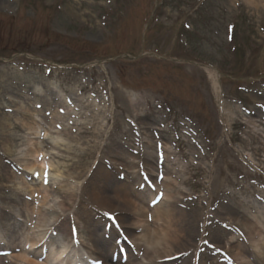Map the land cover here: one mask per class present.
<instances>
[{
	"label": "rangeland",
	"instance_id": "1",
	"mask_svg": "<svg viewBox=\"0 0 264 264\" xmlns=\"http://www.w3.org/2000/svg\"><path fill=\"white\" fill-rule=\"evenodd\" d=\"M88 104L98 105L97 117L82 109ZM71 122L91 133L71 131ZM30 143L41 149L32 158ZM6 171L32 186L23 191ZM166 171L176 177V225L186 234V251L167 264L224 263L223 243L237 235L225 226L235 225L229 218L254 219V207L264 208V0H0V233L20 224L37 230L21 216V202L40 206L46 193L49 252L38 259L55 254L57 239L67 246L63 263L98 264L89 233L105 239V227L115 228L92 205L91 189L112 195L119 183L129 189L139 181L151 212ZM67 214L65 232L52 229ZM70 227L80 237L66 236Z\"/></svg>",
	"mask_w": 264,
	"mask_h": 264
},
{
	"label": "bare ground",
	"instance_id": "2",
	"mask_svg": "<svg viewBox=\"0 0 264 264\" xmlns=\"http://www.w3.org/2000/svg\"><path fill=\"white\" fill-rule=\"evenodd\" d=\"M84 108L87 110L93 109L95 112H93L92 110L90 115L91 117H97L99 108L98 105L88 104L85 105L82 109ZM74 111H76V113L74 112L76 115L84 114L85 112L80 111L77 108L74 109ZM57 116L58 115L54 113V117ZM29 123L32 124L30 125ZM29 123L27 124L26 128L31 131V134L37 135V128L35 127V123ZM80 123L81 122H71L70 125H72L73 127H70L71 131H75V129L78 128V131H80L79 133H91L89 131V129H91L90 127H84V124ZM137 126L141 127L138 123ZM20 129L21 128H19V130ZM64 130L66 131L65 128ZM21 131H24L23 128L21 129ZM67 136L68 139L74 141L73 136H70V134H67ZM5 139V142L11 145V138L8 136ZM32 144L33 143H30V146H32ZM141 148L142 147L140 146V149ZM45 151L46 153H50L47 150ZM39 152H41L40 145L33 144V147L27 150L26 155L32 158L35 157V155ZM151 161L152 160L150 154L144 156L143 164H150ZM22 162L25 163L26 167L29 170L32 171L35 168L39 175H42L44 173L43 169L38 167L37 163L33 159L22 160ZM48 162V166L53 168L54 162L52 161V159ZM120 163L121 162L118 163V167H130L127 164ZM131 167L137 168L135 166ZM98 168L102 176L106 178L109 176L108 170L100 161L98 162ZM142 168L146 169V167L144 166ZM134 171L138 173V170H132L131 172L129 170L128 172L132 175H135ZM5 175L7 176V178H9L8 176H10L9 172L7 171ZM10 177L11 178L9 181H11L15 186H19L23 191H27L32 186L33 181L25 178L24 176L16 177L11 174ZM175 179L176 177L171 175V172L166 171L165 177L159 182V184L156 183L158 188H162V199L153 207L151 212H149L150 210H147V208H150L147 196H144L139 192H132L124 183H119L115 187V191L112 195L99 192L98 190H100V187L97 186L91 189L89 195L92 200V205L95 208L100 209L108 216H112L116 224L120 228L124 229L127 237L125 238L126 242L133 246L135 251L140 255V259H138L130 252V248H127L129 250H126V260L122 263L121 261H119V257H117V259L114 261L111 258L102 256V253L106 254L108 250V248L106 249L105 246H111L110 241H106V239L108 237L117 236L114 230L109 229L106 232L103 231V234H107V238L105 239L101 238L98 234H94L92 232L89 233V235H92L94 238V241H92L90 240V237H88V240L91 241V249L89 251L92 255L97 256V258H95V261L100 262V260H102L101 264H163L161 262H163L167 257L186 251L185 246L180 240L182 236L185 237L186 234L182 226L176 225V222L181 217V214H179L181 212L176 210V205L174 203L175 201H177L176 195L180 193L179 190L178 192L176 191L177 187L175 185ZM43 190L45 191L47 189L44 188ZM13 195L14 194L3 196V201L6 203L13 201L15 199V197H12ZM46 198L47 194L45 193L40 198V206H32L27 201L21 202V216L29 221H32L34 227L37 230L30 232L26 227L20 224L15 226V228L17 227L16 230L10 229L7 233H0V241H3L0 242V244L4 243L0 245L2 246L0 247V264H63V260H60L59 257L60 253L67 248L66 244L64 243L59 246V251H52L55 254H51V256H45L43 259H38V257L41 256L44 244L43 239L41 238H43L44 233H46L47 230L50 229L47 222V214L42 209ZM183 199H185L186 202L193 204L192 199H190L189 197H185ZM59 207L62 211H70L65 203L60 202ZM232 207L234 209V206ZM2 208L3 209H1V211L3 210V212H1L2 214L0 217L4 216V207L2 206ZM254 212H257V218H254L255 220L252 219L251 216L243 213V215L237 221H234L236 219L229 218L230 223H233L235 225H231L228 222V225H225L228 231H233L234 229L237 231V235L230 236L223 243V248L225 249L227 255L230 257L232 264H264V208L256 206L254 207ZM147 213L151 214L150 223L147 219ZM69 218L70 216L69 214H67V216H64L63 218H61V220H56V227L58 229H60V227L64 228L65 224H68ZM215 220L222 223L221 219L215 218ZM70 228L72 234H70L67 229L66 236H68L69 238H74L73 236L75 234L73 235V233L75 232L72 231L73 227ZM76 236V238L80 237L78 233ZM22 241L28 242L30 244L29 251L21 248L20 244ZM104 242H106V245ZM217 244L214 246V249H218V247L221 248V246ZM172 245H180L181 250L174 251L173 248H171ZM19 249H21L20 252H16ZM4 250H8L9 253H6ZM110 250L112 251L113 248L110 247ZM2 254L4 255V257L1 256ZM5 259H8L9 261H6ZM66 264H68V262ZM216 264L222 263L216 262Z\"/></svg>",
	"mask_w": 264,
	"mask_h": 264
},
{
	"label": "snow or ice",
	"instance_id": "3",
	"mask_svg": "<svg viewBox=\"0 0 264 264\" xmlns=\"http://www.w3.org/2000/svg\"><path fill=\"white\" fill-rule=\"evenodd\" d=\"M45 182H47V179H46V174H45Z\"/></svg>",
	"mask_w": 264,
	"mask_h": 264
}]
</instances>
